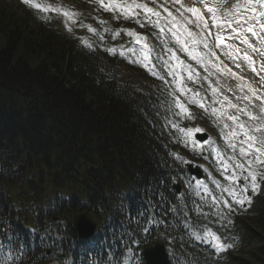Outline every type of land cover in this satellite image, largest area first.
<instances>
[{
    "label": "trees",
    "instance_id": "16d2710c",
    "mask_svg": "<svg viewBox=\"0 0 264 264\" xmlns=\"http://www.w3.org/2000/svg\"><path fill=\"white\" fill-rule=\"evenodd\" d=\"M56 1L62 10L75 11L78 21L99 28L106 20L87 0ZM45 19L20 0H0V220L18 217L19 202L26 221L57 213L68 223L82 205L92 200L102 210L111 202L112 186L131 183L135 200L159 222L149 216L153 232L143 235L142 216L132 212L128 235L145 245L154 233L173 241L184 237L162 205L170 197L169 174L175 173L163 131L174 110L163 86L135 60L113 51V42L98 47L92 33L80 35L59 17ZM10 194L18 200H9ZM255 210L254 224L239 220L234 230L233 222L220 228L240 253L229 254L227 264H264L263 197Z\"/></svg>",
    "mask_w": 264,
    "mask_h": 264
},
{
    "label": "snow or ice",
    "instance_id": "6c2138e0",
    "mask_svg": "<svg viewBox=\"0 0 264 264\" xmlns=\"http://www.w3.org/2000/svg\"><path fill=\"white\" fill-rule=\"evenodd\" d=\"M27 4H32V0H23ZM96 2L104 8L105 11L115 10L119 8L125 19H132L141 15L140 11H135L136 9L142 10L145 19L157 27L160 33H164V26L167 27L168 32L171 33L172 37L175 40V43L180 46L179 50L186 52L187 55L195 60L198 64H202L206 70L208 66L211 65L212 68L216 70V73L220 75H230L235 79L242 81L239 85L241 91L247 87L248 92L251 93V96L247 94L243 99L251 101L254 97L256 100H260V115H255L252 112L247 110L248 105L245 107H240L239 104H234L227 95H223L221 99H218L216 103L220 105L219 108H213L212 114L218 115L223 118L226 117L227 120L232 121L236 124V128L240 131L237 132L236 128H232L228 133V137H238L243 135L247 148L251 149L254 153L253 158L248 162L247 166L244 163H236L235 168L240 169L241 173H246L242 177H238L235 174L229 176L228 179L232 182L233 185L239 183V179L242 178L245 183L240 185L239 191L235 187H229L226 189L228 194L233 197L235 203L243 206L252 204V196L260 194L259 186L264 182V172L258 171L257 169H264V94H258V89L253 88L250 84L243 82V77L237 76L235 72L232 71L227 64H224L220 61L219 56L217 55L215 49H219L222 46L225 49V54L228 53V49L232 48L231 44H226V39H231V35L225 36L223 33L226 29H230L232 33H235L239 36V30L243 24L246 27L248 32H254V27L256 24H259V27L264 30V0H234L230 3V0H215L214 3L209 4L208 0H197L201 7L190 6L183 2V0H164L163 4H157V0H151V3L157 5V7H149L148 3H140L137 0H123L121 3H117L116 0H108V3H105V0H96ZM175 8V12L171 11L168 7V4ZM178 5V6H177ZM33 7L41 8L39 4H32ZM162 8L164 13L157 10ZM204 9L205 11H202ZM43 11H49L50 9L45 7ZM59 11V9H57ZM65 17H70L75 15L68 11L62 13ZM152 17L156 19L153 20ZM117 19L119 16L116 17ZM163 20L164 26L161 25ZM138 24L144 25L139 19L136 20ZM104 23V22H101ZM195 28V31L191 27ZM235 25V26H234ZM215 28L217 31L215 34L211 31V28ZM89 31L95 32V29L91 27L88 28ZM108 29H105L107 31ZM119 33H116L118 35ZM127 34L131 37H135L137 43L141 41H146V37L138 35L132 30H128ZM213 37V43L210 45L208 37ZM247 43V41H244ZM90 47V45H88ZM143 47L148 48L147 43L145 42ZM204 50L202 53L197 51L198 48ZM111 51V50H110ZM236 53H239V49L234 50ZM257 51V49H253ZM168 52L171 54L172 59L176 61L175 65H169L168 62H165L166 66L169 67V74L173 75L174 79L177 82V90L181 93L190 92L191 89H188L185 85L183 77L177 71L183 67V70L188 72L187 80H193V69L190 64H185L184 61L180 60L176 56L173 49H168ZM244 58L252 62V57L247 54V51L244 52ZM144 59L147 60V54H145ZM264 70V68H262ZM211 74V73H210ZM264 79V78H262ZM213 96L221 95L220 90L216 87L211 88ZM198 93H194L193 96L188 97V102L191 104H198L200 108H205V105L200 102V99H197ZM175 106L181 110L177 115L184 113L187 114V118L192 119V115L189 112L186 105L181 102L180 98L177 96L174 99ZM226 109H235L238 113L237 115L229 114ZM243 114L248 116L251 121H255L248 126H245L242 123H239L240 115ZM225 128H229L228 124L224 125ZM181 132L185 135L192 137L194 133L202 132L200 128H189V129H180ZM193 143H196V140H193ZM200 144H203L204 141H200ZM229 147H235L234 144H229ZM240 154L246 156L249 153L245 148H240ZM253 165L256 167L254 168ZM249 190H251L252 195H249ZM225 205L231 211V205H228L227 201H224ZM145 233H148V229L143 230ZM211 238L212 241H215L214 247L219 250H225L231 245H224L221 242V238L210 229H206L204 233V238ZM198 239L201 237L197 236ZM139 264H143L142 261Z\"/></svg>",
    "mask_w": 264,
    "mask_h": 264
},
{
    "label": "rangeland",
    "instance_id": "374dc122",
    "mask_svg": "<svg viewBox=\"0 0 264 264\" xmlns=\"http://www.w3.org/2000/svg\"><path fill=\"white\" fill-rule=\"evenodd\" d=\"M214 2H215V0H211L209 4L214 3ZM231 2H234V0H230V3ZM188 5L195 6L194 4L189 3V2H188ZM211 31L215 34L217 30L213 27V29L211 28ZM262 33L264 34V30L257 28L255 30V34L252 33L251 34V37H253V38L254 37H257V38H259ZM223 34L226 37L229 36V35H231V37H232L231 39H226L225 40V43L226 44H231L232 45V48L231 49H228V53H229V54H227L228 56H236L235 59L241 61L243 65H247L248 64L249 67H252V72L254 74H257L259 71H261L264 74V70H262V68H264V64L258 63V62H253V57L250 54V53H253V54L257 55V56H262L263 59H264V43H263V51H261V49L259 47L261 44H259V46L255 45L254 47H253V45H248L247 44V46L249 47V52L247 54L252 57V62H253L252 63L249 60H247V59L244 58V52H245L244 51V45H245L244 41H245V39H243V36L241 34V31H239V36H237L235 33H232L230 29H226ZM237 48L240 50L239 53H236L234 51ZM253 49H257V51H253ZM200 50H199V52H201ZM217 50H219L227 58V55L224 54L225 49H224L223 46L221 48H219V49H215V51H217ZM215 72H216V70H215ZM217 76L218 77H217L216 80L220 84H222V86H223L224 89H226V94L221 93L222 95H227V96L230 95V100L232 101V103L239 104L240 106H242L243 103L244 104H250V105L257 104L258 114L259 115L261 114L260 113V104H261V101L260 100H256L254 97L252 98L251 101H248V100L243 99V97L246 94L248 96H251V93L248 92L247 87H245L243 89V91H241L239 85L242 83V81H239V80L235 79L234 77H231L230 75H223L222 76L219 73H217ZM243 82H246V81H243ZM246 83L247 84H250L253 88L258 89L259 90L258 91V94H264V82H263V84H259V85L251 84V83H248V82H246ZM211 94H212V91H211ZM212 96H213V94H212ZM213 98H214V96H213ZM226 110H227V112L229 114L231 113V111H235L236 112L235 109H230V110L226 109ZM245 117H246L245 119L247 121H250V123L246 124L245 126H248V125H250L252 123H255V121H251L248 116H245ZM218 121L221 124L225 125V124H227L226 121H230V120H227L226 117H223V118L219 117ZM231 129H232V124L225 131L226 136H227V133ZM236 131L239 132L240 130L238 128H236ZM242 138H243L242 141H245L246 138L243 135H242ZM253 155H254V153L250 149V152L248 154V159L251 158V157H253Z\"/></svg>",
    "mask_w": 264,
    "mask_h": 264
},
{
    "label": "water",
    "instance_id": "95a60500",
    "mask_svg": "<svg viewBox=\"0 0 264 264\" xmlns=\"http://www.w3.org/2000/svg\"><path fill=\"white\" fill-rule=\"evenodd\" d=\"M147 264H167L165 252L161 244L147 248L143 253Z\"/></svg>",
    "mask_w": 264,
    "mask_h": 264
}]
</instances>
